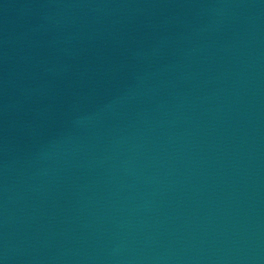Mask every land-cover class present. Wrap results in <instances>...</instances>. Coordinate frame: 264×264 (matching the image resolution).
<instances>
[{
    "label": "water",
    "instance_id": "95a60500",
    "mask_svg": "<svg viewBox=\"0 0 264 264\" xmlns=\"http://www.w3.org/2000/svg\"><path fill=\"white\" fill-rule=\"evenodd\" d=\"M0 264H264V0H0Z\"/></svg>",
    "mask_w": 264,
    "mask_h": 264
}]
</instances>
